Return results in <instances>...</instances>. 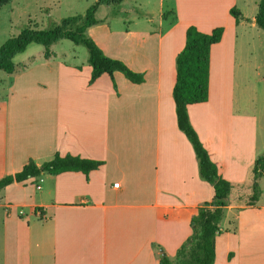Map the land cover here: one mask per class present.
Returning <instances> with one entry per match:
<instances>
[{
    "label": "crops",
    "instance_id": "crops-1",
    "mask_svg": "<svg viewBox=\"0 0 264 264\" xmlns=\"http://www.w3.org/2000/svg\"><path fill=\"white\" fill-rule=\"evenodd\" d=\"M168 10L155 29L128 30L109 48L105 24L87 31L105 53L144 72L143 83L117 71V90L108 74L90 84L89 62L60 61L67 74L59 72L50 89L37 83L40 97L22 85L23 73L0 95V178L56 152L104 161L89 176L44 173L0 189L3 264H160L161 252L175 256L191 235L190 216L212 200L214 188L201 179L193 145L178 127L176 57L191 23L180 18L178 2ZM222 24L223 37L211 49L209 99L188 106L221 176L238 187L220 224L214 264H264V176L256 205H246L248 191L239 189L252 182L251 168L264 153V73L253 62L255 81L248 78L252 53L237 33L257 24L243 12L238 24L228 16ZM195 26L209 33L219 25ZM52 46L47 62L58 57ZM47 93L50 101L42 98Z\"/></svg>",
    "mask_w": 264,
    "mask_h": 264
},
{
    "label": "trees",
    "instance_id": "trees-1",
    "mask_svg": "<svg viewBox=\"0 0 264 264\" xmlns=\"http://www.w3.org/2000/svg\"><path fill=\"white\" fill-rule=\"evenodd\" d=\"M125 1L127 0H97L85 14L65 17L50 28L25 27L18 35L10 37L1 45L0 70L10 74L17 72L18 64L15 62V57L24 53L32 43L43 45L46 49L45 57L50 58L53 55L51 46L63 39H69L77 45L85 46L88 50V62L92 67L90 84L102 75L108 74L117 90L115 78L117 71L122 72L134 83H143L144 72L136 71L123 60L107 55L87 32L91 27L103 22L96 16L101 6L118 5ZM11 2L12 0H0V10ZM230 13L238 24L242 18L241 10L233 6ZM254 21L264 29V0L259 2ZM224 30V26H217L206 33L200 31L195 25H190L186 31L185 46L176 57L177 76L173 98L178 127L193 145L198 160L199 175L201 179L213 186L214 196L211 201L199 205L196 212L191 214L192 233L177 250L175 259L165 252L160 253V264H214L216 237L221 231L220 224L225 215V208L230 204L231 194L236 188L234 183L221 176L218 165L211 159L207 148L193 127L188 111L190 104L203 103L209 99L211 49L222 39ZM102 164H104L102 160L72 154L61 155L59 152L40 165L30 158L20 171L0 178V189L14 182L37 178L44 173L57 175L68 171H81L89 176L91 171L98 169ZM263 176L264 153L256 158L251 168L253 190L246 205L254 206L259 201L262 193L259 179Z\"/></svg>",
    "mask_w": 264,
    "mask_h": 264
},
{
    "label": "rangeland",
    "instance_id": "rangeland-1",
    "mask_svg": "<svg viewBox=\"0 0 264 264\" xmlns=\"http://www.w3.org/2000/svg\"><path fill=\"white\" fill-rule=\"evenodd\" d=\"M96 1L12 0L10 4L0 10V47L10 37L18 35L25 27L50 28L65 17L85 14L87 9ZM177 2L181 9L180 18H182L183 22L196 25L212 20L218 23L219 26H224L222 23L226 21L227 16L233 20V15L230 13V9L233 6H237L243 12L246 22H252L258 11L260 0H127L118 5L101 6L96 16L103 21L102 24H105L106 32L111 35L109 38L110 42H106L105 47L109 48L115 41L126 39L128 30L134 32L135 30L155 29L160 20L163 19V16H168L170 11L168 6L174 7ZM166 20L169 21L170 19ZM237 33L240 43L244 44L246 55L248 49L252 53L251 77L249 71L248 78L251 79V82H254L253 62L259 68L260 74L264 73V29L257 25L251 27L249 24L238 28ZM45 50L43 45L32 43L24 53L15 57V62L18 64L17 72L10 74L0 70V95L2 93L6 94L9 84L15 76L23 73L19 79L22 85L30 84L33 88L31 93L40 97V92L36 89L38 85L50 89L57 83L59 72L67 74L68 70L64 67L62 69L58 62L64 61L67 64L75 61L88 63L87 48L83 45H77L69 39H63L53 44L52 50L58 56L54 59L56 61H45ZM107 51L108 54H106L111 56L109 50ZM74 56H76V60H73ZM28 71H30L29 74H24ZM47 94L49 95L42 97L44 101L51 100L50 93ZM260 107L264 113V101ZM259 130V136L263 137V120ZM240 187L239 189L243 190L242 192L248 191L246 195L250 196L252 194V182L249 185L241 184ZM237 188L236 185L235 190ZM3 214V210L0 209V264H3V239L1 236ZM161 253L163 254V252ZM175 256L170 257L175 259Z\"/></svg>",
    "mask_w": 264,
    "mask_h": 264
},
{
    "label": "built area",
    "instance_id": "built-area-1",
    "mask_svg": "<svg viewBox=\"0 0 264 264\" xmlns=\"http://www.w3.org/2000/svg\"><path fill=\"white\" fill-rule=\"evenodd\" d=\"M119 185H120L119 182H116V183H115V186H116V187H119ZM38 188H40V186H38Z\"/></svg>",
    "mask_w": 264,
    "mask_h": 264
},
{
    "label": "water",
    "instance_id": "water-1",
    "mask_svg": "<svg viewBox=\"0 0 264 264\" xmlns=\"http://www.w3.org/2000/svg\"><path fill=\"white\" fill-rule=\"evenodd\" d=\"M164 254V253H163Z\"/></svg>",
    "mask_w": 264,
    "mask_h": 264
}]
</instances>
